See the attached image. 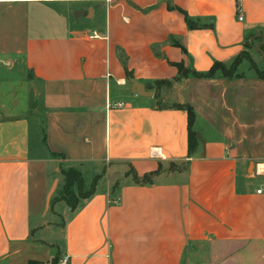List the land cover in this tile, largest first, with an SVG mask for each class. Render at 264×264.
Instances as JSON below:
<instances>
[{
  "label": "crops",
  "instance_id": "obj_1",
  "mask_svg": "<svg viewBox=\"0 0 264 264\" xmlns=\"http://www.w3.org/2000/svg\"><path fill=\"white\" fill-rule=\"evenodd\" d=\"M259 33L264 0H0V264H264V136L249 120L264 81H175L232 65ZM165 81L175 105L152 89ZM13 83L33 100L44 87L40 154ZM178 105L203 113L193 155ZM69 169L86 193L101 176L75 210L58 199Z\"/></svg>",
  "mask_w": 264,
  "mask_h": 264
},
{
  "label": "rangeland",
  "instance_id": "obj_2",
  "mask_svg": "<svg viewBox=\"0 0 264 264\" xmlns=\"http://www.w3.org/2000/svg\"><path fill=\"white\" fill-rule=\"evenodd\" d=\"M254 43H249L248 47L246 48V52L244 54V56L238 61V63L234 66H228L225 68V70H220L218 71V75L217 77L223 78V79H228L231 80L229 78H226L225 76H229V77H243L245 74L246 75H250L252 76V74H255L257 78L258 75L261 76V78H259V80L264 81V59L262 58V56L258 53L255 52L254 50ZM264 50V48H263ZM253 64V66H252ZM6 68L5 67H1L0 71H5ZM244 72V73H243ZM1 73V72H0ZM3 74V73H2ZM6 77H13L18 79L19 76L18 74H15V76L13 74H3ZM23 77V76H22ZM22 77H20V79H22ZM250 78V77H249ZM12 79V78H11ZM188 79H192V80H196L198 78L194 77L192 74H184L177 82H182L184 80H188ZM251 81V78L249 79ZM17 81V80H15ZM22 81H20L21 83ZM17 84L15 85L14 83V94H17L19 96H22L29 99H31V91L28 92V88H26L24 85H20ZM22 84V83H21ZM26 86L29 87V83H26ZM13 87L12 84L9 85V89L11 90ZM7 89V86L5 87ZM35 87H32V89ZM36 88L38 89L39 93L38 96L35 97L36 101L37 99H42V95L44 94V87L43 86H36ZM153 91H155L156 95L158 96V102L160 105L163 106H171V105H175L177 100L179 101L181 99V92L179 91L178 87H175V84H171L170 86L167 85H163V86H158V85H154L153 86ZM5 90V89H4ZM113 90V89H112ZM114 89V92L116 93V95L119 96L120 99H125L126 97L129 98L130 96V92H131V84L127 83V85L121 89ZM180 92V93H179ZM26 94L28 96H26ZM258 97V98H257ZM257 97L255 95V101H254V108H253V113L251 112V114L249 115V120L253 119L254 121V126H255V134L259 135L261 138L264 136V126H262V130L260 133H258V131L260 130L261 125H264V91H258L257 92ZM37 98V99H36ZM252 105V103H250V106ZM202 109L204 110V107L202 106ZM41 111V112H40ZM30 117L32 119V124L34 125L33 127V151L40 154L41 150H43V146H46V141L44 140L45 136H46V124H47V119H46V115H45V111L42 112V109H35V110H30L29 112ZM196 117L200 116V114H203L200 111V114L196 113ZM231 119H233V116L231 117ZM217 120H220L219 117H217ZM206 118L203 117L202 119H198L197 124L199 126H207L208 124L205 122ZM260 125V126H259ZM197 127V126H196ZM39 150V152H37ZM183 165L181 166H175L177 169H181ZM93 179V178H92ZM90 180H91V176H90ZM92 184L90 185V191H92Z\"/></svg>",
  "mask_w": 264,
  "mask_h": 264
},
{
  "label": "trees",
  "instance_id": "obj_3",
  "mask_svg": "<svg viewBox=\"0 0 264 264\" xmlns=\"http://www.w3.org/2000/svg\"><path fill=\"white\" fill-rule=\"evenodd\" d=\"M189 21V20H188ZM245 52L240 55V57H238L232 65L230 66H234L238 63V61L244 56ZM253 66V64H252ZM228 67L226 64L223 63H215L214 66L212 67V69L205 73V74H199L196 72H190L188 70L182 69L180 70V78L185 74H192L194 77L198 78V79H214L217 77L218 75V71L220 70H225V68ZM226 78L229 79H234V78H241V77H229V76H225ZM259 78H261L260 75H258ZM180 78L176 79L175 81H178ZM171 84H173V82H158L155 85L158 86H163V85H167L170 86ZM176 108H184L187 110L188 115H189V127H190V131H189V152L190 155H193L198 147L199 141L197 139L196 134L193 131V125L196 119V114L194 109L189 106V105H178L175 106ZM159 171L152 173V174H148L145 175L143 177H139L138 175L134 174V181L137 184L140 185H151L154 183V179L159 175ZM62 176L64 178V188L63 191L60 194V199L61 201H65L72 210H75L79 204L80 199H84V198H88L89 196L93 195L97 182L100 179L101 176H98L95 181L94 184L92 186V191L90 192H85V183H84V179L83 176L81 174V172L75 170V169H69V170H62ZM29 264H43L40 262H30ZM55 264V263H53Z\"/></svg>",
  "mask_w": 264,
  "mask_h": 264
},
{
  "label": "water",
  "instance_id": "obj_4",
  "mask_svg": "<svg viewBox=\"0 0 264 264\" xmlns=\"http://www.w3.org/2000/svg\"><path fill=\"white\" fill-rule=\"evenodd\" d=\"M86 16L87 14L85 13H82V12H79L76 14V16L80 17V16ZM254 40H259L258 44L256 45L255 47V51L258 52L264 59V36L259 33L257 34L255 37H254ZM132 85H133V90H134V93L138 94L139 96H143V97H152L153 96V93L151 91H148L151 89V87H147L143 84H140L138 82H135V81H131ZM33 95H31V104H30V109L32 110H35L37 107H38V104L37 102H34L33 100Z\"/></svg>",
  "mask_w": 264,
  "mask_h": 264
},
{
  "label": "built area",
  "instance_id": "obj_5",
  "mask_svg": "<svg viewBox=\"0 0 264 264\" xmlns=\"http://www.w3.org/2000/svg\"><path fill=\"white\" fill-rule=\"evenodd\" d=\"M240 21H243V17H240ZM124 104L123 103H121L119 106H123ZM262 192V190H260V191H258V193H261ZM68 262H69V259L67 258V259H65V260H62L60 263L61 264H68Z\"/></svg>",
  "mask_w": 264,
  "mask_h": 264
}]
</instances>
